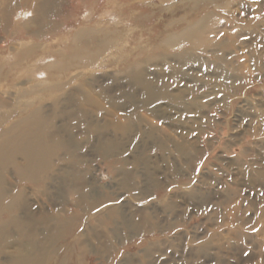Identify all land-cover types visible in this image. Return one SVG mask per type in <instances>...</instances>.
I'll return each mask as SVG.
<instances>
[{
    "label": "rangeland",
    "instance_id": "374dc122",
    "mask_svg": "<svg viewBox=\"0 0 264 264\" xmlns=\"http://www.w3.org/2000/svg\"><path fill=\"white\" fill-rule=\"evenodd\" d=\"M76 1L0 33V141L34 113L52 137L35 181L4 175L25 234L0 264H264V0L217 2L193 41L155 0Z\"/></svg>",
    "mask_w": 264,
    "mask_h": 264
},
{
    "label": "bare ground",
    "instance_id": "6f19581e",
    "mask_svg": "<svg viewBox=\"0 0 264 264\" xmlns=\"http://www.w3.org/2000/svg\"><path fill=\"white\" fill-rule=\"evenodd\" d=\"M62 1L0 0V33L2 34L5 29L19 33L33 26L35 30L31 34L36 37L39 36L42 29L56 27V24H60V19L57 18L59 13L57 6ZM169 1L171 0H155L153 7L149 6V9L151 13L157 14L160 19L167 18L173 14L172 12L183 11L182 16H179L176 21H170L172 24L181 26L179 33L181 37L179 38L182 40H201L202 31L205 28L208 29L218 20L214 7L221 0H182L178 3H170ZM95 3L100 4V0H96ZM81 35L83 36V34ZM174 36L170 35L164 41L171 42L175 39ZM21 55L23 56V54ZM71 57L79 59L81 54L80 52H73ZM6 74L7 71L0 68V79ZM131 79L134 84L142 85L143 89H147L139 74L132 75ZM48 125L49 119L34 113L31 117L18 122L14 127L12 126L11 130L2 132L5 137L0 141V219L5 214L16 212L22 206L19 194H15L10 199H5L4 175L12 171L19 180L32 182L44 170L45 160L52 152L51 145L48 143V140L52 138ZM10 227L16 229L20 237L24 236L25 223L21 218L12 216L10 219H5L0 225V236H7ZM72 228V223L62 221L59 223V228L57 227V232L58 234L69 235ZM40 259V254L19 256L13 264H39ZM53 264H60L56 257L53 259Z\"/></svg>",
    "mask_w": 264,
    "mask_h": 264
}]
</instances>
